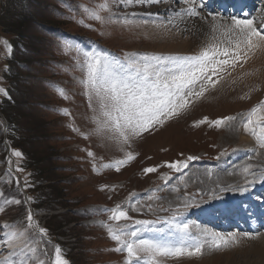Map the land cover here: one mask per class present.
<instances>
[{
    "label": "rangeland",
    "instance_id": "rangeland-1",
    "mask_svg": "<svg viewBox=\"0 0 264 264\" xmlns=\"http://www.w3.org/2000/svg\"><path fill=\"white\" fill-rule=\"evenodd\" d=\"M170 4L175 10L176 5ZM159 5L126 8L118 0H0V88L11 97L0 94L1 107L4 103L3 109L0 108V209H3L0 237L11 229L23 232L26 244L22 246V258L28 264H52L57 246L68 264H127L126 253L114 251L117 245L110 239L108 227L126 225L131 229L138 227L135 220L147 219L155 222L153 226L158 231L141 232V238H172L177 235L175 228L161 221L171 220L177 209L175 222L187 223L193 236L235 235L239 243L219 251H209L206 246L201 256L169 257L162 264H264V254H260L264 251L255 250L258 240L264 241V233L245 234L231 227L224 231L203 219L211 217L213 211L205 205L214 207L215 202H220L218 198L229 196L225 194H237L227 191L214 198L212 191L244 183L243 176L235 172L247 161V154L241 155L233 135L238 133L241 117L264 102V81H248L240 75L264 74L261 70L264 52L260 51L253 58L256 60L250 62L257 66L244 70L245 64H238V73L228 68L213 76L215 86L209 85L203 97H193L189 108L166 122L163 128L144 133L130 149L136 159L119 172L103 168L104 164L123 158V153L111 147L110 141L93 134L98 113L89 107L83 84L86 77L81 67L83 55L78 49H100L121 61L132 53L180 55L176 50H159L165 39L153 32L161 30L155 24L165 22L169 15V12H156L154 7ZM148 9L160 13L147 17ZM261 10L264 6L259 9V15L264 14ZM129 13L136 15L125 22L123 16ZM94 15H100L106 22L94 20ZM147 18H151L154 26L145 23ZM10 19V24H15L3 28ZM174 19L176 23L180 20ZM187 25V29H192V25ZM175 28L169 25L165 30L180 33ZM198 34H201L199 43L181 40L189 53L181 56L198 55L217 44L222 48L228 40L219 31L213 34L207 23L202 24ZM4 41L12 46L11 53ZM172 42L173 39L165 40L167 44ZM17 76L20 81L15 88L12 80ZM6 110L17 115V118L12 115L13 123L7 114L5 117ZM228 116L237 118L234 124L220 128L207 124L193 126L204 117L215 120ZM27 138L29 142L24 141ZM12 150L20 151L22 158L12 156ZM89 151L95 153V162L88 157ZM249 153L252 159H248L247 165H255L257 154L254 153L258 152ZM189 156L197 159L190 161L182 174L166 167L168 162L184 161ZM93 163L99 172L94 171ZM148 167L158 170L145 174ZM17 168L23 170L15 171ZM25 184L29 186L25 188ZM103 185L114 191H100ZM149 195L151 199L147 198ZM13 199L20 200V204L6 203ZM253 199L254 207L260 208L259 191ZM189 200L195 204L184 207ZM132 201H136L134 206ZM117 204L128 211L130 220L109 219L103 210ZM203 207L207 212L211 210L208 215L202 214ZM29 210L33 213V223L47 230L42 240L33 236L38 228H28ZM249 213L245 211L242 215L253 219ZM248 236L256 239L249 240ZM11 251H2L0 261ZM10 259L19 264L21 257Z\"/></svg>",
    "mask_w": 264,
    "mask_h": 264
},
{
    "label": "snow or ice",
    "instance_id": "snow-or-ice-1",
    "mask_svg": "<svg viewBox=\"0 0 264 264\" xmlns=\"http://www.w3.org/2000/svg\"><path fill=\"white\" fill-rule=\"evenodd\" d=\"M165 2L166 0H118V4L126 8H149ZM174 3L178 8L168 10L169 15L165 22L155 25L158 30L167 29L169 25L176 27L174 18L182 21L198 19L210 24L213 34L219 31L228 37L226 45L222 48L219 44L210 46L198 55L191 56L132 53L126 54L123 61L100 49H78L83 55L81 67L86 77L83 84L89 107L98 113L97 127L93 134L105 141H110L111 147L123 153V158L116 159L114 163L104 164L105 169L119 172L122 167L135 160L136 155L130 149L143 134L163 128L166 122L179 116L182 110L186 111L189 108L193 97H203L209 85L215 86L213 76H217L228 68L235 69L238 64L247 63L256 51L264 52V26H257L256 17L243 8L235 12L222 13L209 8L207 0H174ZM135 15V13H129L123 16V19L128 22V18ZM145 15L152 17L158 16L159 13L146 12ZM93 19L102 21L100 15H94ZM64 41L67 43V38H64ZM4 45L11 53L12 46L7 41H4ZM57 46L60 47L59 42ZM0 94L11 99L3 88H0ZM65 115L68 113L65 112ZM236 119L233 116L215 120L204 117L194 122L193 126L207 124L220 128L225 124H234ZM240 125L244 132L255 138L258 148L264 149V102L253 107L246 116H242ZM11 155L22 158L23 154L18 150H12ZM87 155L95 162V153L89 151ZM196 159L195 156H189L184 161L168 162L166 167L182 174L184 169L189 168V162ZM9 164L11 165V157H9ZM253 167L249 164L243 168V185L219 188V192H211L212 196L218 198L219 193L227 191L246 193L257 182L264 184V166H255L256 170L251 171ZM93 169L99 172L95 163H93ZM22 170L15 169V171ZM157 170L155 167H148L144 169V172L149 174ZM16 184L17 187L20 186L19 180ZM165 184L167 185V181ZM28 186L24 185L25 188ZM99 190L114 191L109 189L108 185L101 186ZM147 198L151 199V196ZM6 203L19 205L20 200L13 199ZM135 203L136 201L131 202L133 206ZM194 204V200H189L185 202L184 207H192ZM103 211L112 221L131 219L128 211L119 204ZM178 212L179 209L176 214ZM176 214L171 220L161 221L175 228L177 235L168 239L141 238L139 235L141 232L158 231L153 226L155 222L147 219L135 220L134 223L138 227L131 229H128L126 225L115 229L108 227L110 239L117 245L114 251L126 253L127 264H162V261L169 257L201 256L206 246L209 251H219L230 244L239 243L235 235L225 237L210 233L203 237L193 236L187 223L175 222ZM27 222L29 229L38 228V232H33L34 237L38 236L42 240L47 235L46 229L33 223L31 210L28 211ZM22 236L23 233L8 234L4 244L12 251L9 256H5L4 260L0 261V264H14L10 259L11 256H20L19 264H28L22 258L24 255V248L20 244ZM247 238L256 239L254 236ZM44 254H47L46 250ZM52 264H68L58 246L55 248Z\"/></svg>",
    "mask_w": 264,
    "mask_h": 264
},
{
    "label": "bare ground",
    "instance_id": "bare-ground-1",
    "mask_svg": "<svg viewBox=\"0 0 264 264\" xmlns=\"http://www.w3.org/2000/svg\"><path fill=\"white\" fill-rule=\"evenodd\" d=\"M170 3H174V0H166L165 3H162V5L158 6V7H154V10L157 12V11H161L163 13L165 12H168V10L170 9H173L171 8L172 4ZM173 5V6H174ZM176 9L178 8V6H174ZM149 10V9H148ZM145 12V11H144ZM149 12H152L151 9L149 10ZM154 12V11H153ZM160 13V12H159ZM164 15V14H163ZM145 19V18H143ZM153 19V18H152ZM154 21V19H153ZM259 21L262 22V24H264V14L261 13L259 15ZM177 22V20H175V23ZM162 23V22H161ZM204 22L198 20V19H189L187 21H180L178 23H176V28H175V31L179 30L180 33H176V32H167L165 29H161L159 30L158 32L157 31H153L155 32L156 36L158 35L159 37H161L162 39H165L167 41H171L173 39V42L170 43V44H167L165 43V40L163 42H161V46L159 47V50L161 52H165V51H178L179 54H186L188 53L186 50V45L184 43H182V41H186L187 39H190V41H195L196 43H199V40L200 39L199 37L201 36V34H198V32L201 30L202 28V24ZM147 24L149 27H152L154 26V24H152L151 22V18H147ZM187 24H190L192 25V29L191 28H188V29H191L188 31L187 29ZM156 25V24H155ZM172 26V25H171ZM148 27V30H150ZM173 27V26H172ZM152 29V28H151ZM174 33V34H173ZM174 35V36H173ZM155 36V35H154ZM199 36V37H198ZM193 38V40H191ZM156 40V39H155ZM182 40V41H181ZM187 44V43H186ZM191 44V43H190ZM201 46V45H200ZM260 53V51L258 52H255L254 56H251V58L247 61V63H243L245 64V69H248V66H257V65H251L250 62L253 61V60H256V59H253L254 57H256L258 54ZM180 54V55H181ZM189 54V53H188ZM183 56V55H182ZM188 56V55H187ZM261 60V59H260ZM240 65V64H239ZM239 66L237 65L236 68L234 70H232V73H238L239 72ZM261 67H264V61L262 62V66ZM255 68V67H253ZM257 69V68H256ZM262 72L264 69H261ZM260 71V70H259ZM225 72V71H224ZM241 72V71H240ZM256 72V71H255ZM260 73V72H259ZM227 76V75H225ZM229 76H233V75H229ZM239 76V75H238ZM237 76V77H238ZM242 78H245V79H248L249 80H252V81H257V80H262L264 81V74L262 75H240ZM244 81V80H243ZM238 126V125H237ZM233 140H235V145L238 149H240V153L241 155L242 154H247V161L248 159H252V155H250V151H253V150H256L258 153L256 155V157H254V159H257V162L255 163V165H253L254 167L251 169V171H255L256 170V167L255 166H264V149H259L258 146H257V141L255 140L254 137H251L248 133L244 132L243 128L241 127V125L239 124V129H238V133L237 134H234L233 135ZM247 161L242 163V165H240L237 169H236V175L237 176H243L242 174V170L243 168H245L247 165ZM223 172V171H222ZM218 175V174H217ZM216 175V176H217ZM219 176V175H218ZM228 176V175H227ZM226 177V176H225ZM217 178V177H216ZM221 179V178H220ZM230 179V178H229ZM217 180V179H215ZM219 180V179H218ZM217 180V182H218ZM237 181V180H236ZM216 182V183H217ZM201 183V182H200ZM228 183V182H227ZM257 185V189L258 188H263L264 187V184L262 183H259L257 182L256 183ZM251 189V188H250ZM254 189V187H253ZM264 190V189H263ZM262 191V189H261ZM252 190L246 192V193H240V192H237L240 193V196L242 197V199H245L246 197L249 196V194H251ZM225 195H229L228 198H231L232 197V194H225ZM219 200V198L217 199ZM217 203L220 204V208L222 209L223 212H228V208H229V203H221V202H215V204L213 205L214 207H211L212 210H214L215 208H217ZM213 204V202H212ZM205 207V206H204ZM203 207V208H204ZM205 209V208H204ZM203 209V210H204ZM208 211V210H207ZM206 209L204 211H202V214L203 215H208L210 213L207 212ZM198 212V211H197ZM262 216H264V212L261 213ZM201 217V216H200ZM204 219V218H203ZM249 221H246L245 223L247 224ZM258 222V221H257ZM257 222H254L252 225H251V228H248V231H254V232H257L258 230H264V225L263 226H259ZM244 223V224H245ZM259 227V228H258ZM258 228V229H257ZM11 232H16V233H23L19 230H9V231H6L4 232L1 237H0V253L6 249H9L6 247V245L4 244V240L7 239V236L8 234H10ZM259 236V235H258ZM261 241V240H260ZM258 240V244L255 245V250L257 252H263L264 251V241H261L260 242ZM20 244L21 246L25 245L26 242H25V236H24V233H23V236L21 237V241H20ZM260 254H264V253H260ZM263 257V256H261ZM264 258V257H263Z\"/></svg>",
    "mask_w": 264,
    "mask_h": 264
},
{
    "label": "trees",
    "instance_id": "trees-1",
    "mask_svg": "<svg viewBox=\"0 0 264 264\" xmlns=\"http://www.w3.org/2000/svg\"><path fill=\"white\" fill-rule=\"evenodd\" d=\"M10 21H11V19L10 20H8L7 22H5V24L2 26L3 28H5V27H8V26H12V25H14L15 23L13 22L12 24H10ZM21 24V23H20ZM5 30V29H4ZM19 33V32H18ZM14 80H17V82H15ZM14 80H12V84H13V86L15 87V88H17L18 87V83H19V81H20V77L19 76H17V77H15L14 78ZM4 102V101H3ZM2 102V103H3ZM3 107H4V103H3ZM3 107H1V104H0V108L1 109H3ZM3 112V111H2ZM6 114H7V116H9L10 117V119H11V121H12V123H13V119H12V115L14 116V118H17V115L16 114H13L12 113V115H11V113L8 111V110H6L5 111V117H6ZM18 115H19V113H18ZM21 119V116L19 115V118H18V120H20ZM11 127V126H10ZM28 140V142H29V138H27L26 140L24 139V141L26 142ZM24 144V143H23Z\"/></svg>",
    "mask_w": 264,
    "mask_h": 264
}]
</instances>
